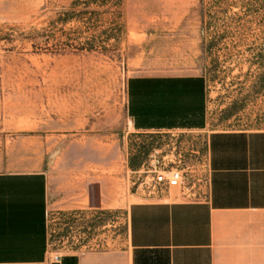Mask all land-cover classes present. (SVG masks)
<instances>
[{
  "label": "rangeland",
  "instance_id": "1",
  "mask_svg": "<svg viewBox=\"0 0 264 264\" xmlns=\"http://www.w3.org/2000/svg\"><path fill=\"white\" fill-rule=\"evenodd\" d=\"M224 130H264V0H0V173L206 163ZM125 220L103 216L101 237ZM47 232L59 264V213Z\"/></svg>",
  "mask_w": 264,
  "mask_h": 264
},
{
  "label": "crops",
  "instance_id": "2",
  "mask_svg": "<svg viewBox=\"0 0 264 264\" xmlns=\"http://www.w3.org/2000/svg\"><path fill=\"white\" fill-rule=\"evenodd\" d=\"M130 122L139 134L160 132ZM207 155L199 200L137 197L122 189L127 163L114 172L98 159L62 165L60 181L43 166L0 173V264H55L46 248L54 213L66 229L59 264H261L264 130L213 131ZM115 212L125 214V238H102L100 220Z\"/></svg>",
  "mask_w": 264,
  "mask_h": 264
},
{
  "label": "built area",
  "instance_id": "3",
  "mask_svg": "<svg viewBox=\"0 0 264 264\" xmlns=\"http://www.w3.org/2000/svg\"><path fill=\"white\" fill-rule=\"evenodd\" d=\"M174 167L167 169L159 161H153L151 166L140 170L130 171L133 178H129L128 189L133 193H142L148 198H161L173 189L180 191L184 198L199 200L207 196L203 188H209L210 175L208 159H196L190 165L182 167L173 163ZM78 241L82 240L77 236ZM60 258H57L59 261Z\"/></svg>",
  "mask_w": 264,
  "mask_h": 264
}]
</instances>
